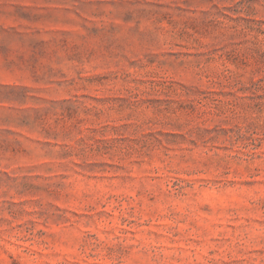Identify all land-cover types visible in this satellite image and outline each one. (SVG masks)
I'll return each mask as SVG.
<instances>
[{
    "label": "rangeland",
    "instance_id": "1",
    "mask_svg": "<svg viewBox=\"0 0 264 264\" xmlns=\"http://www.w3.org/2000/svg\"><path fill=\"white\" fill-rule=\"evenodd\" d=\"M0 264H264V0H0Z\"/></svg>",
    "mask_w": 264,
    "mask_h": 264
}]
</instances>
